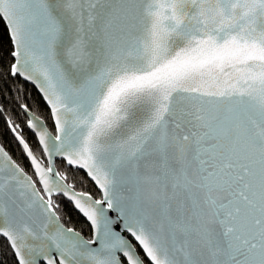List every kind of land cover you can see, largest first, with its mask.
<instances>
[{
  "label": "snow or ice",
  "instance_id": "1",
  "mask_svg": "<svg viewBox=\"0 0 264 264\" xmlns=\"http://www.w3.org/2000/svg\"><path fill=\"white\" fill-rule=\"evenodd\" d=\"M0 23L15 264H264V0H0Z\"/></svg>",
  "mask_w": 264,
  "mask_h": 264
},
{
  "label": "trees",
  "instance_id": "2",
  "mask_svg": "<svg viewBox=\"0 0 264 264\" xmlns=\"http://www.w3.org/2000/svg\"><path fill=\"white\" fill-rule=\"evenodd\" d=\"M10 47V41L6 35V31L2 23H0V55H4V49ZM6 95L15 96V93H6ZM0 102H3L0 99ZM3 121H0V143H3L6 150L9 151L10 155L31 175L29 166L26 160L22 159L19 155L18 150L15 149L13 145L8 143L10 137L3 135ZM62 221L65 223V226L72 227L77 231H80L82 235L86 238H90V227L86 221L78 216L75 212L68 214L67 211H64L62 215ZM0 264H15L14 257L12 255L11 249L8 247L7 242L4 238L0 237Z\"/></svg>",
  "mask_w": 264,
  "mask_h": 264
},
{
  "label": "water",
  "instance_id": "3",
  "mask_svg": "<svg viewBox=\"0 0 264 264\" xmlns=\"http://www.w3.org/2000/svg\"><path fill=\"white\" fill-rule=\"evenodd\" d=\"M84 219V218H83ZM85 220V219H84ZM67 227V226H66ZM77 231V230H76ZM84 236V235H83ZM85 237V236H84ZM86 238V237H85ZM87 239V238H86Z\"/></svg>",
  "mask_w": 264,
  "mask_h": 264
},
{
  "label": "rangeland",
  "instance_id": "4",
  "mask_svg": "<svg viewBox=\"0 0 264 264\" xmlns=\"http://www.w3.org/2000/svg\"><path fill=\"white\" fill-rule=\"evenodd\" d=\"M91 233V232H90ZM90 237H91V235H90Z\"/></svg>",
  "mask_w": 264,
  "mask_h": 264
}]
</instances>
